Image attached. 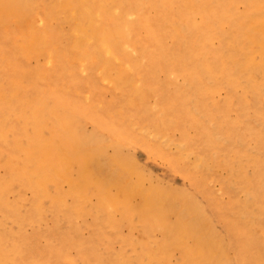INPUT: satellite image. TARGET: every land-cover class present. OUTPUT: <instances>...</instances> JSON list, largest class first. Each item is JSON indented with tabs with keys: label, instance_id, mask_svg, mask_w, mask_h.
Returning a JSON list of instances; mask_svg holds the SVG:
<instances>
[{
	"label": "bare ground",
	"instance_id": "obj_1",
	"mask_svg": "<svg viewBox=\"0 0 264 264\" xmlns=\"http://www.w3.org/2000/svg\"><path fill=\"white\" fill-rule=\"evenodd\" d=\"M223 3V0H0V69L7 68L21 79L30 81V78L38 88V81L58 77L51 86L54 97L59 99L53 102L41 94L29 96L21 83L8 89L5 80L0 79V172L5 171L0 174V264H26L23 255L33 244V238L21 236L20 245L8 242L10 233H21L22 224L35 222L34 212L26 213L24 204L41 211L43 217L52 216L57 229H62L64 221L71 223L73 216L78 217L73 214L83 216L89 212L95 216L96 236L105 233L102 225L112 229L126 223L131 230L139 229L140 239L125 242L115 255L122 264H226L229 246L196 195L183 187L161 183L147 186L139 162L124 147L115 146L114 153L108 156L102 132L104 129L115 132L118 128L112 123L99 122L95 132H87L86 121L81 116L86 106L82 108L79 100L67 98L64 94L67 87L60 84L65 75H71L68 65L84 72L89 63H94L99 64L103 77L114 87L130 88L129 100L144 96L146 89L135 84V66L128 52L135 53L139 63L143 61L147 51L135 46L133 35L139 28H145L157 44L159 55L168 56L174 50L169 46L172 41L178 45V52L173 53L177 61L190 56L191 64L195 65L194 77H189L184 88L176 92L177 99L190 110L203 92L201 86L197 87V79L202 71L209 69V62L198 53L193 28L204 29L211 21L216 28ZM174 4L179 6L172 10ZM186 5L203 15L200 25L184 16L182 7ZM257 5L264 11V0H257ZM134 14L140 16L134 19ZM67 23L69 31L64 26ZM245 25L248 47L241 51V59L233 58L230 70L244 67L242 79L249 85L247 92L253 100L254 86L264 81V14L249 16ZM185 52L188 54L182 55ZM44 54L57 72L41 68L30 71L17 61L22 55L33 58ZM150 69L156 73L155 65ZM200 81L206 85L209 79L205 75ZM59 86L65 88L60 90ZM74 89L81 94L79 88ZM228 98L220 109L231 104L229 111H237L236 106L244 101L231 95ZM86 99L90 104V98ZM247 105L259 110L255 100ZM239 108L240 114H244L246 107ZM160 118L163 119L155 124L160 133L170 124L181 127L186 122ZM14 119L20 122V128L13 123ZM203 120L193 143L210 148V152H197L194 167L204 177L215 174L220 167H231L233 172L223 184L227 188L241 185L245 200L239 205L241 213L237 216L222 215L224 226L240 251L236 254L239 264H264V239L259 232L264 229V201L258 197L264 193V148L261 147L264 138L261 136L259 150L248 154L247 160L236 153L227 159L228 153L221 157L215 146L241 144L244 139L235 138L236 134L231 132L233 126L221 121L217 123V131ZM237 124L241 134L251 133L259 121L244 116ZM223 131L231 133L223 135ZM13 138L15 144L10 147L13 150L6 152L3 147ZM178 150L183 158L187 157L185 146H179ZM247 161L255 166L252 177L245 174ZM165 168L173 170L172 159L167 160ZM26 190L32 191L33 200H21ZM12 196L14 199L10 201ZM92 198L98 199L95 206L91 204ZM237 200L234 197L233 205ZM55 207L60 209L56 211ZM151 230H159L161 238L151 237ZM252 230L258 231V237ZM63 231L58 243L61 248L73 242L92 253L94 237L83 240L73 225ZM54 245L45 252V259L50 260L54 251L59 256L60 250ZM94 259L98 264L104 263L101 256ZM106 264L119 263L111 260Z\"/></svg>",
	"mask_w": 264,
	"mask_h": 264
},
{
	"label": "rangeland",
	"instance_id": "obj_2",
	"mask_svg": "<svg viewBox=\"0 0 264 264\" xmlns=\"http://www.w3.org/2000/svg\"><path fill=\"white\" fill-rule=\"evenodd\" d=\"M223 1V10L217 14L219 23L216 28H213V21L204 29L197 28L196 26L200 25L204 20L203 15L199 14V12L194 13V10L187 5L182 7L184 16L191 19L196 25V28H193L195 31L193 39L197 41L198 53L209 62L208 71H202V74L197 79V87L200 89L201 86L203 92L197 104L191 107L190 110H187L182 105V102L177 99L176 92L184 88L189 77H194L195 65L191 64L190 56H186L187 52L182 54L186 56L183 57V59H186L185 61H177L173 53H175L174 50L178 52V45H174L172 41H170L169 46L174 50L171 49L172 52L168 56L159 55L157 44L145 28H139L133 35L135 46H138L141 51H147L143 61L139 63L136 59L137 55L133 52H128L131 53L129 58L133 62V66H135V84L137 87L146 89L147 94L144 96L137 95L129 100L130 88L118 89L114 87L111 82L103 77L99 64L94 63H89L84 72L68 65V69L72 70L70 72L71 75L69 77L65 75L60 80V84H65L67 87V91L64 93L67 98L79 100L82 108L86 106L81 116L86 121L87 132H95L99 122L116 125L118 129L115 132H110L106 129L102 132L105 140L103 145L108 156L114 153L115 146L124 147L125 150L133 153L139 162V166L145 175V184L147 186L161 183L171 187H183L191 190L196 195V198L206 206L207 213L225 239L226 246H229L226 264H239L236 254L237 251L239 253L240 251L233 243V239L224 226L222 215L235 217L238 213H241L239 205L245 200V192L242 190L241 185H235L230 188L224 186L223 181L233 172L228 165L224 168L220 167V170H217L215 174L211 173L204 177L202 172L194 167V156L197 152L206 154L210 152V148L195 144L193 141L204 118L203 121H206L208 126H214L216 130L218 129L217 123H221V121L222 124L233 126L231 132L236 134L235 138L244 139L241 144L233 142L232 145L223 143V145L215 146L221 157L228 153V159L229 156H234L233 153H236L244 160H247L248 154L259 150L261 136L264 138V81L262 80L255 85V89H253V100L256 101L259 110L254 105L246 106V103L251 104L253 100L251 94L247 92L249 85L242 79L244 67H236L233 71L232 69L230 70V64H232L234 57H237V60L241 59V51H243L244 47H248V42L245 40L247 18L264 14V11L260 5H257V0ZM201 3L204 4L203 1ZM178 6L179 4H174L171 9L175 10ZM139 16V14H134L133 18L137 19ZM61 20L58 22H62ZM64 26L69 31L68 23L64 24ZM53 29L58 32L56 28ZM17 59L23 68L30 71H36L41 68L51 73L57 72L56 66L48 62L45 54L33 58H27L22 55ZM153 65L157 69L155 74L150 69ZM240 72L241 74L239 75ZM205 75L209 79L206 85L200 81V77ZM218 75L221 77H217ZM0 79L5 80L4 83L8 89L15 84L21 83L23 90L29 96L34 97L36 94H41L53 102L59 100L54 97L51 86L53 84L52 81L58 79V77H54L49 81H38V88L32 84L33 81L30 78V81L21 79L20 76L11 70L2 67L0 69ZM57 88L61 90L65 87L59 86ZM74 88H79L81 94H77ZM229 95L238 99L242 98L246 103L239 101L241 103L236 106L237 111H229L231 104H227L223 109H220V106L229 99ZM87 97L90 98V104L85 102ZM240 106L246 107L244 114H240ZM258 112L260 114H257ZM161 116L167 118V120H173L175 123L178 120L186 122L181 127H176L169 123L170 125L165 128V132L160 133L155 128V124L163 119L160 118ZM211 116H213V119H211ZM244 116L250 119L253 117L259 121L258 126H254V130L251 133L244 132L241 134L242 131L239 128L240 125L237 124V120ZM13 123L19 128L21 127L17 119H14ZM182 132L185 134L183 135ZM229 133L223 131L222 134L227 135ZM244 134L245 136L243 137L242 135ZM8 142L9 145L6 144L7 146L3 147L6 152L13 150L10 147L15 144V138L10 139ZM182 145L187 150V157L185 158L180 155L178 150L179 146ZM148 147H150L149 150ZM261 147L264 148L263 143H261ZM236 149H239L240 152ZM169 158L173 160V170L165 168ZM4 172L1 171L0 174L2 175ZM245 174L251 177L255 174V166L249 161H247ZM32 194L31 190H26L24 198H21V200L24 202L33 200L34 196ZM258 195L264 201V193ZM234 197L238 200L233 205ZM13 199V196L9 198L10 201ZM70 202L71 200L69 199L66 204L69 206L71 205ZM97 203L98 199H91L92 205L95 206ZM23 206L26 213L31 210L30 214L34 212L33 220L35 222L22 224L19 231L21 233H10L8 242L11 245L13 243L20 245L22 244L21 236L33 238V244L23 255L26 264H44L45 261H47V264H68L69 261H73L75 264H98L94 259L97 256H101L104 261L102 264H106L107 261L111 260H117L119 264H122L121 260L115 255L123 249L122 246L125 242L129 244V241L140 239L142 234L139 229L131 230L124 223L112 229L109 226L102 225L105 233H103V236H96L94 234L96 220L92 212L83 216L73 214L78 217L73 216L71 223L64 221L61 226L62 229H57L52 216L43 217L41 211L31 209V205L24 204ZM57 209L59 210L60 208L55 207L56 211ZM14 215L17 216L15 213ZM117 218L119 220L120 216L117 215ZM71 225L77 228L79 236L83 240L94 237L95 244L92 253H88L79 244L73 242H69L68 247H60L58 243L61 242V236L64 233L63 229L70 230ZM37 231L41 232V234L36 235ZM254 231L252 230V232ZM255 232L256 237H258V231ZM259 232L264 239V229L259 230ZM150 233L151 237L157 240L162 236L159 230L153 232L151 230ZM52 243L55 244L54 246L57 250H60L59 256H56L54 251V255L50 260L45 259V252ZM240 258H242L241 254Z\"/></svg>",
	"mask_w": 264,
	"mask_h": 264
}]
</instances>
